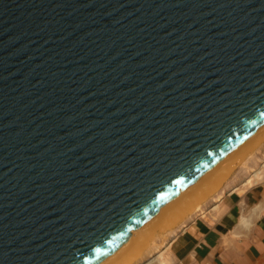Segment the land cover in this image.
<instances>
[{
  "label": "water",
  "instance_id": "obj_1",
  "mask_svg": "<svg viewBox=\"0 0 264 264\" xmlns=\"http://www.w3.org/2000/svg\"><path fill=\"white\" fill-rule=\"evenodd\" d=\"M264 124V0H0V264H96Z\"/></svg>",
  "mask_w": 264,
  "mask_h": 264
},
{
  "label": "crops",
  "instance_id": "obj_2",
  "mask_svg": "<svg viewBox=\"0 0 264 264\" xmlns=\"http://www.w3.org/2000/svg\"><path fill=\"white\" fill-rule=\"evenodd\" d=\"M215 196L170 228L168 218L151 222L135 236L142 240L140 251L119 264H258L264 259V211L250 203L257 196H241L236 188Z\"/></svg>",
  "mask_w": 264,
  "mask_h": 264
},
{
  "label": "rangeland",
  "instance_id": "obj_3",
  "mask_svg": "<svg viewBox=\"0 0 264 264\" xmlns=\"http://www.w3.org/2000/svg\"><path fill=\"white\" fill-rule=\"evenodd\" d=\"M262 134L263 133L256 136L254 138V140L252 141V143L249 144L248 148H245L246 150L244 149L243 151H241L242 155L239 156V158H237L238 160L236 158L227 160L226 162L223 163V165L224 166L226 165L227 167L226 166L223 167V165H222L221 167H219L216 170V172H215L216 174L215 173L212 174V177H214V175L218 174L216 176V177H218V178H216L217 179L216 183H218V184L221 183V184H219V185L215 184L217 186V187H215V189H214L215 185L213 186L214 190H213L212 194H210L208 196V198L204 202V205L202 206V208L208 206L212 200L211 199L212 196H215L217 193L219 195V194H222L224 192L225 193L230 192L231 190L236 188L237 192H239L241 194V196H242V194L254 193L257 197L252 198L250 200L251 206L254 205L253 207L259 209L260 212L262 210L264 211V135L262 136ZM255 144H256V146H254ZM252 146H254V147H252ZM241 152H239V153H241ZM246 152H247V154H245ZM239 153H238V155H240ZM235 159L237 160V162ZM229 167H230V169H229ZM222 170H224V172L227 171L226 172L227 175L225 173L221 174ZM219 174H221V175H219ZM221 176H222V178L224 177L222 180L220 179ZM174 215L175 214L173 213L171 218L167 216L168 222L174 218ZM163 218H166V216ZM163 218H160V219H163ZM167 228H169V226H167ZM138 238H140V236H138ZM135 241H137V243ZM135 241L133 239L131 241V244L129 243L130 245H127L126 247H124L123 251L118 253L121 256H118L117 259L112 261L110 264H119L121 257L122 258H124V257L128 258L130 256H134L135 254H137L140 251V247H141L140 244H142V240L138 239ZM135 243H136V245H135ZM112 258H114V257H112ZM258 264H264V259H261L258 262Z\"/></svg>",
  "mask_w": 264,
  "mask_h": 264
},
{
  "label": "bare ground",
  "instance_id": "obj_4",
  "mask_svg": "<svg viewBox=\"0 0 264 264\" xmlns=\"http://www.w3.org/2000/svg\"><path fill=\"white\" fill-rule=\"evenodd\" d=\"M264 135V124L259 127L255 132H253L250 136H248L245 140H243L239 145H237L235 148H233L231 151H229L225 156H223L220 160H218L214 165H212L208 170H206L203 174H201L196 180H194L189 186H187L183 191L178 193L176 196H174L172 199L167 201L165 204H163L153 215L152 218L147 220L142 226H140L137 229H134L130 232L128 238L116 249L114 252L103 258L101 261H99L96 264H104L107 263L106 261H109L113 259L112 257H115L120 253L124 247L131 244V241L135 239V236H141L144 229H146V226H148L151 222L157 220L158 218H163L166 216L172 217V214L174 213V218L168 222L167 226L172 227L181 219L186 218V216L191 213L192 210L198 209L201 202L205 201L206 198L212 194L215 187H217L215 184L218 177L217 175H214L212 177V174L216 172V170L223 165L224 162L227 160L233 159V158H239V156L242 155V152L245 148H248L249 144L252 143L254 138L258 136L259 134ZM263 139V138H262ZM256 146V144L254 145ZM252 146V147H254ZM251 149V148H250ZM246 150V149H245ZM241 152V153H239ZM238 153L240 155H238ZM247 154V152L245 153ZM244 155V154H243ZM235 159V160H236ZM238 160V159H237ZM236 160V162H237ZM228 164V163H227ZM233 164V163H232ZM235 164V163H234ZM226 166V165H225ZM223 165V167H225ZM230 166V165H229ZM227 167V166H226ZM231 167V166H230ZM229 167V169H230ZM221 169V168H220ZM227 169V168H226ZM225 170V169H224ZM224 170L221 171V174L225 173L227 175V171L224 172ZM220 171V170H219ZM218 173V172H217ZM220 173V172H219ZM216 174V173H215ZM219 174V175H221ZM211 176V177H210ZM224 178V177H223ZM221 176V180L223 179ZM216 179V180H215ZM221 184V183H219ZM218 184V185H219ZM215 185V186H214ZM214 186V189H213ZM220 196L217 195L215 198H218ZM219 199V198H218ZM150 227V226H149ZM152 228V227H151ZM150 229V228H149ZM148 229V230H149ZM152 230V229H151ZM134 235V236H133ZM134 237V238H133ZM152 236H150L151 239ZM147 238V237H146ZM145 238V239H146ZM147 241V240H146ZM137 243V241H135ZM139 242V241H138ZM153 242V241H152ZM130 243V244H129ZM135 243V245H136ZM140 244V243H139ZM143 244V243H142ZM140 244V245H142ZM136 256V255H135ZM132 261V260H131Z\"/></svg>",
  "mask_w": 264,
  "mask_h": 264
}]
</instances>
